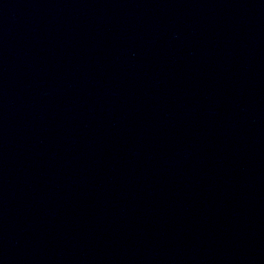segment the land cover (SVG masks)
<instances>
[{"label": "water", "instance_id": "water-1", "mask_svg": "<svg viewBox=\"0 0 264 264\" xmlns=\"http://www.w3.org/2000/svg\"><path fill=\"white\" fill-rule=\"evenodd\" d=\"M0 264H264V0H0Z\"/></svg>", "mask_w": 264, "mask_h": 264}]
</instances>
